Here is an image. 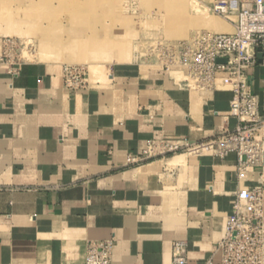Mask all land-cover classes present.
Listing matches in <instances>:
<instances>
[{
	"label": "crops",
	"instance_id": "crops-1",
	"mask_svg": "<svg viewBox=\"0 0 264 264\" xmlns=\"http://www.w3.org/2000/svg\"><path fill=\"white\" fill-rule=\"evenodd\" d=\"M107 71L73 90L60 63L25 62L17 74L0 64V264H83L89 241L110 238L113 264H172L176 241L192 263L218 262L236 192L264 187V163L240 178L236 154L127 160L152 138L234 129L225 74L215 89L194 90L181 83L186 70L146 59ZM250 80L264 113L261 65Z\"/></svg>",
	"mask_w": 264,
	"mask_h": 264
},
{
	"label": "built area",
	"instance_id": "built-area-1",
	"mask_svg": "<svg viewBox=\"0 0 264 264\" xmlns=\"http://www.w3.org/2000/svg\"><path fill=\"white\" fill-rule=\"evenodd\" d=\"M213 10L231 24L232 31L204 30L176 42L159 41L151 50L155 54L146 59L168 70H186L181 83L188 89L213 90L219 74H225L233 91L230 114L238 120L237 125L209 140L149 139L141 152L129 154L127 164L138 165L179 152L211 151L222 158L236 154L240 178L246 177L249 168L263 165L264 113L259 95L251 84L250 70L258 64L264 68V0H221ZM14 47V41L4 40L0 64L17 74L25 61L13 53ZM219 58L227 61L218 62ZM63 79L69 89H86L90 84V71L83 65H65ZM114 242V238L89 241L83 264H113ZM216 253L220 254L218 262L209 258L202 263H192L186 242L176 241L172 264H264L263 185L245 186L236 192L225 233L214 249Z\"/></svg>",
	"mask_w": 264,
	"mask_h": 264
},
{
	"label": "rangeland",
	"instance_id": "rangeland-1",
	"mask_svg": "<svg viewBox=\"0 0 264 264\" xmlns=\"http://www.w3.org/2000/svg\"><path fill=\"white\" fill-rule=\"evenodd\" d=\"M219 1L0 0L2 50L4 40L11 39L21 61L57 62L63 69L83 65L106 74L110 62L153 56L159 41L176 42L204 30L232 31L213 10Z\"/></svg>",
	"mask_w": 264,
	"mask_h": 264
},
{
	"label": "water",
	"instance_id": "water-1",
	"mask_svg": "<svg viewBox=\"0 0 264 264\" xmlns=\"http://www.w3.org/2000/svg\"><path fill=\"white\" fill-rule=\"evenodd\" d=\"M261 56H262V55L259 53V54H258L259 61H261ZM217 61L222 63V62H226L227 59H226V58H223V59H222V58H219Z\"/></svg>",
	"mask_w": 264,
	"mask_h": 264
}]
</instances>
